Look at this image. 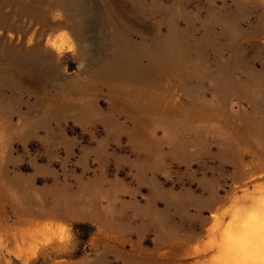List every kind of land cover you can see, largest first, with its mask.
<instances>
[{
	"label": "rangeland",
	"instance_id": "rangeland-1",
	"mask_svg": "<svg viewBox=\"0 0 264 264\" xmlns=\"http://www.w3.org/2000/svg\"><path fill=\"white\" fill-rule=\"evenodd\" d=\"M260 212L264 0H0V264H239Z\"/></svg>",
	"mask_w": 264,
	"mask_h": 264
},
{
	"label": "bare ground",
	"instance_id": "bare-ground-1",
	"mask_svg": "<svg viewBox=\"0 0 264 264\" xmlns=\"http://www.w3.org/2000/svg\"><path fill=\"white\" fill-rule=\"evenodd\" d=\"M74 1L76 0H69L70 3H73ZM36 60L41 64L46 63L42 58H38ZM115 68L122 74H130L137 70V66L135 65L134 59L132 57H127V60H121L116 64ZM256 215L257 213L254 215V217ZM245 223L243 224L245 226L242 232H240L242 234L240 240L241 242L238 240L234 242V245H237L236 247L238 249L236 250V253H239L237 254L239 256V260L236 262H239V264H264V218H253L252 220L246 221ZM238 238H240V236H238ZM233 262L234 260L231 264H234Z\"/></svg>",
	"mask_w": 264,
	"mask_h": 264
},
{
	"label": "trees",
	"instance_id": "trees-1",
	"mask_svg": "<svg viewBox=\"0 0 264 264\" xmlns=\"http://www.w3.org/2000/svg\"><path fill=\"white\" fill-rule=\"evenodd\" d=\"M77 229H79V230H87L88 228L85 227V226H81V225H79V226L77 227Z\"/></svg>",
	"mask_w": 264,
	"mask_h": 264
}]
</instances>
